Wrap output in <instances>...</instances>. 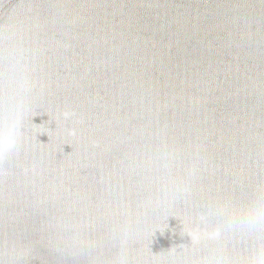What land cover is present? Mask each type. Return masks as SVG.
<instances>
[{"label": "water", "instance_id": "obj_1", "mask_svg": "<svg viewBox=\"0 0 264 264\" xmlns=\"http://www.w3.org/2000/svg\"><path fill=\"white\" fill-rule=\"evenodd\" d=\"M0 264H264V0H0Z\"/></svg>", "mask_w": 264, "mask_h": 264}, {"label": "clouds", "instance_id": "obj_2", "mask_svg": "<svg viewBox=\"0 0 264 264\" xmlns=\"http://www.w3.org/2000/svg\"><path fill=\"white\" fill-rule=\"evenodd\" d=\"M0 145H2L5 152L13 149L16 145L15 134L11 133L0 139ZM261 220H264V210L257 208L250 212L249 216L245 220V223L249 226H255Z\"/></svg>", "mask_w": 264, "mask_h": 264}]
</instances>
